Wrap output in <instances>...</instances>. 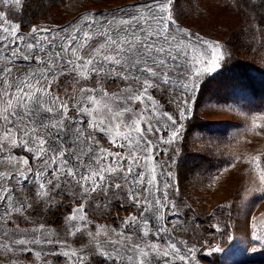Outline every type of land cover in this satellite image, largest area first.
I'll list each match as a JSON object with an SVG mask.
<instances>
[{
    "label": "snow or ice",
    "instance_id": "1",
    "mask_svg": "<svg viewBox=\"0 0 264 264\" xmlns=\"http://www.w3.org/2000/svg\"><path fill=\"white\" fill-rule=\"evenodd\" d=\"M232 2L250 28L264 32V0ZM27 4L0 0L4 264H194L195 246L173 234L183 226L167 215L179 214L173 173L157 157L167 155L162 145L183 138L196 80L221 66L225 45L181 28L180 0H137L24 35L9 16ZM251 122L264 135V114ZM255 164L264 183L260 157ZM114 201L136 210L118 228L90 218L105 216ZM49 212L59 213V227L46 222ZM250 234L264 247V236Z\"/></svg>",
    "mask_w": 264,
    "mask_h": 264
},
{
    "label": "trees",
    "instance_id": "2",
    "mask_svg": "<svg viewBox=\"0 0 264 264\" xmlns=\"http://www.w3.org/2000/svg\"><path fill=\"white\" fill-rule=\"evenodd\" d=\"M107 1L28 0L23 14L10 15L9 19L22 23L21 32H27L34 25L50 28L62 26L90 11H114L119 7L137 2V0H128L130 2L124 4H107ZM226 1L230 2L235 11L232 0ZM197 4L198 0H180V8L177 12L180 17L178 21L183 22L193 17L197 11L195 7ZM238 14L245 18L244 14ZM238 34L239 37H244V33H235L234 31L235 39ZM199 35L212 38L208 28ZM235 41L237 49H248V45L242 39ZM227 45L231 48L229 43ZM229 50L222 65L200 81L194 96L192 113L185 121L183 138L179 143L180 150H173L172 152L176 161L174 163L175 179L179 190L177 200L182 201V204L179 203V205L184 222L192 219L191 223L186 221L188 227L184 230L183 236L189 244L198 248L197 255L204 264H222L229 252L236 250V232H234L235 220L237 219L235 218V216L237 217L236 205L235 203L221 204L211 210L210 207L207 208V199L196 204L193 196H199L200 189L214 181L223 167L229 166L238 158H242V155L239 157L237 153V156L233 153L235 140L230 135L233 126L228 128L226 121H214L204 114L208 113L209 109L214 108L255 110L259 114H264V66L252 65L247 62L244 56L241 57L242 54L236 53L235 50ZM110 87L115 88V85ZM155 97L158 100L161 99L159 94H156ZM167 99L165 98L162 102L168 110L175 112V105H168ZM194 140L201 142L196 145L197 150L191 147ZM260 159L261 168H264V149ZM202 204L206 205L204 209H201ZM135 211L133 208H128L126 204L114 201L110 210L105 209V216H91L90 214V218L98 220L100 224L112 225L113 222L123 219ZM33 218L40 219L39 216ZM46 222L53 227H59L61 224L59 213L49 212ZM217 224L221 229L220 232H217L216 228L213 227ZM189 225L191 226L189 227ZM208 246H219L221 251L203 254V250ZM261 255L264 256V253Z\"/></svg>",
    "mask_w": 264,
    "mask_h": 264
},
{
    "label": "rangeland",
    "instance_id": "3",
    "mask_svg": "<svg viewBox=\"0 0 264 264\" xmlns=\"http://www.w3.org/2000/svg\"><path fill=\"white\" fill-rule=\"evenodd\" d=\"M130 1L108 0L107 4H124ZM195 7L197 8V11L193 17H190L183 22L177 20V23L181 28L193 34H203V31L208 28L209 32L212 34V38H204L210 41L220 42L225 45V47L221 49L225 52V56L228 51H230L229 49L235 50L236 53L242 54L241 57L244 56L250 64L257 67L264 66V32L255 27L250 28L247 20L232 9L229 1L198 0V4ZM111 12L112 11L97 12L94 10L87 13L108 14ZM78 18L74 20L72 19L71 22H66L62 26L59 25L52 28L45 26L42 27L58 30L61 27H69L71 24L76 22ZM29 31L21 32V34L27 35ZM234 31L235 33H244V37H239V34L235 37L238 40L242 39L248 45V49H237L235 44L236 39L233 35ZM228 43L231 45V48L228 47ZM200 50L203 51V49ZM188 52L190 57L193 55L198 56V53H194L191 48L188 49ZM223 61L224 59L220 61L221 65ZM206 63L207 62L205 61L204 64H197L196 66L202 68L206 66ZM214 71L204 72L200 75V77L196 80L197 90L199 88L200 81L205 76L212 74ZM197 90L195 93H197ZM194 96L195 94L190 102L191 108ZM155 98L158 99L157 97ZM208 111V113L204 114L207 118L214 121H226L228 128L233 126V129L230 132V135L235 140L233 153H237L239 157L242 155V158H238L229 166L223 167L224 170L223 168L221 169L220 173L216 176V179L202 187L198 192L199 196L194 195L193 200H195L196 204H199L203 200L207 199V208L210 207L211 210L221 204L235 203L236 205L237 217L235 216V218L237 219L235 220L236 226L234 230V232H236V250L230 251L222 264H264V256L261 255V253H264V247L261 246L260 241L253 239L250 234L254 230L257 234L264 236V183L260 180V170L255 164V158L259 157V155L261 156L264 149V136L257 135L252 130L251 122L252 116H259L261 114L257 113L255 110L244 111L214 108L212 110L209 109ZM257 123H261V121H257ZM179 143L180 141H178L171 148L167 145H162V149L167 150V155H164L162 152L157 157V160L164 165L165 170H171L173 173V177L170 180V183L173 185V188L169 190L171 193L170 198H175L179 207V214L178 217H172L171 213H168L167 215L175 220L176 225H183L182 227H177L173 233L176 240L186 241L183 236V232L188 227V223H191L192 219L185 220V222L183 220V213L180 209L182 201L177 200L179 190L177 192V181L175 179L176 170L174 169L175 164L172 163V160H174L172 152L173 150H180ZM200 143V141L194 140V143H191V147H193L192 149L197 150L196 145ZM105 146H107L106 142ZM226 150L228 151V149ZM170 157L172 160L169 159ZM166 161L168 163H165ZM169 165H171L170 168ZM156 170L159 172V167H157ZM206 205L202 204L201 209H204ZM120 220L113 222L111 226L118 228ZM253 224H255V229L252 228ZM20 226L29 227V225L24 223H21ZM190 226L191 225H189V227ZM168 227L172 228L173 225L168 224ZM186 242L189 246H193L189 244L188 241ZM216 247L219 246L206 247V249L203 250V254H209L210 249H214ZM195 248L197 251L194 264H204L201 258L197 255L198 248L196 246ZM253 249H255V251H253ZM0 264H4L2 257H0Z\"/></svg>",
    "mask_w": 264,
    "mask_h": 264
}]
</instances>
